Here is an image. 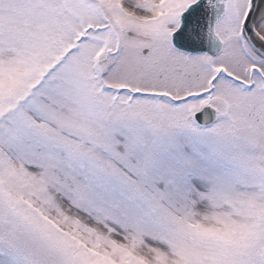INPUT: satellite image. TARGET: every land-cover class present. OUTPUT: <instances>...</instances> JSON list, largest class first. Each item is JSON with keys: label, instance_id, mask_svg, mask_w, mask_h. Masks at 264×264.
Instances as JSON below:
<instances>
[{"label": "snow or ice", "instance_id": "6c2138e0", "mask_svg": "<svg viewBox=\"0 0 264 264\" xmlns=\"http://www.w3.org/2000/svg\"><path fill=\"white\" fill-rule=\"evenodd\" d=\"M0 264H264V0H0Z\"/></svg>", "mask_w": 264, "mask_h": 264}]
</instances>
